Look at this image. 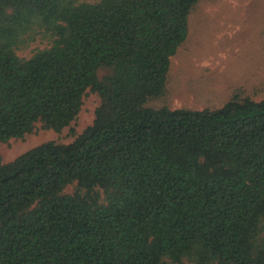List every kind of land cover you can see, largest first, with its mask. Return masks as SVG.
<instances>
[{
  "label": "trees",
  "instance_id": "1",
  "mask_svg": "<svg viewBox=\"0 0 264 264\" xmlns=\"http://www.w3.org/2000/svg\"><path fill=\"white\" fill-rule=\"evenodd\" d=\"M199 1L0 0V143L101 98L0 157V264H264V99L151 105Z\"/></svg>",
  "mask_w": 264,
  "mask_h": 264
},
{
  "label": "rangeland",
  "instance_id": "2",
  "mask_svg": "<svg viewBox=\"0 0 264 264\" xmlns=\"http://www.w3.org/2000/svg\"><path fill=\"white\" fill-rule=\"evenodd\" d=\"M236 91L264 99V0H200L189 37L172 57L167 92L151 105L215 109ZM100 101L89 91L69 127L58 133L38 123L25 137L0 143V157L12 161L49 140L73 142L93 123Z\"/></svg>",
  "mask_w": 264,
  "mask_h": 264
}]
</instances>
